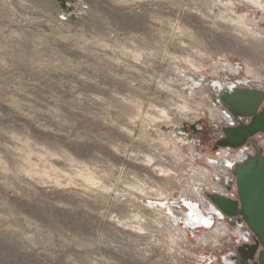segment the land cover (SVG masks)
<instances>
[{
	"label": "rangeland",
	"instance_id": "obj_1",
	"mask_svg": "<svg viewBox=\"0 0 264 264\" xmlns=\"http://www.w3.org/2000/svg\"><path fill=\"white\" fill-rule=\"evenodd\" d=\"M239 1L0 0V264L235 261L234 235L205 245L151 201L184 200L194 144L219 147L208 113L178 110L205 107L184 75H264L262 9Z\"/></svg>",
	"mask_w": 264,
	"mask_h": 264
},
{
	"label": "built area",
	"instance_id": "obj_2",
	"mask_svg": "<svg viewBox=\"0 0 264 264\" xmlns=\"http://www.w3.org/2000/svg\"><path fill=\"white\" fill-rule=\"evenodd\" d=\"M260 13L259 18L256 17L258 16L256 13L253 15L252 27L264 34V10H261ZM222 63V66L217 65L209 71L187 72L189 75H194L197 78L201 76V81L195 82L193 79L189 80L192 92L198 94L200 90L203 91V88H207V91L203 94L205 107L201 108V113L203 112L204 115L207 113L209 114L211 122L219 129V139L225 136L224 128L246 125L249 124L252 119L251 116L234 114L222 103L221 96L226 92H234L238 88L254 89L264 93V75H244L241 66L231 64L227 61ZM257 146L261 148L262 154L264 155V132H258L248 137L245 143L239 147L219 146L214 151V154L206 155L199 150L197 143L194 144L192 155L188 157V161H190L191 164L187 169V174L191 177L193 173L203 172L208 175V179L194 175L191 180L196 184L194 185L193 192H191L192 195L189 198L184 197V200L181 202L185 204V200L190 202L197 197L201 199V203L195 200V205L203 207V203H206L207 206L212 208L214 214H210L204 210L205 212H202V214L210 217V225L207 227L204 226V228H191L193 231L190 230V233L195 234L199 232V230L209 231L214 226L227 227L230 229L229 234L234 235L236 238L237 248L239 246L255 244L256 237L243 216L226 215L212 202L209 195L218 194L232 200H240L238 183L234 170L237 165L247 162L251 157L257 154ZM203 160L206 163L205 168L201 165H197L199 164L197 162H202ZM206 168L209 169L208 172ZM238 230L245 232L246 234H244L249 239L240 235ZM231 255L234 256L235 261H230V264L241 263V257L237 249L232 251ZM224 264L228 263L225 262Z\"/></svg>",
	"mask_w": 264,
	"mask_h": 264
},
{
	"label": "water",
	"instance_id": "obj_3",
	"mask_svg": "<svg viewBox=\"0 0 264 264\" xmlns=\"http://www.w3.org/2000/svg\"><path fill=\"white\" fill-rule=\"evenodd\" d=\"M222 103L236 115L251 116L249 124L224 128V137L218 146L239 147L248 137L264 132V93L254 89L238 88L221 96ZM257 154L234 170L240 200L218 194L209 195L212 202L228 216L242 215L256 239L253 245L237 248L240 264H264V155L260 147ZM259 253V254H258ZM258 254V259H256ZM250 260L252 261L250 263Z\"/></svg>",
	"mask_w": 264,
	"mask_h": 264
},
{
	"label": "bare ground",
	"instance_id": "obj_4",
	"mask_svg": "<svg viewBox=\"0 0 264 264\" xmlns=\"http://www.w3.org/2000/svg\"><path fill=\"white\" fill-rule=\"evenodd\" d=\"M234 1V0H233ZM235 1H237V0H235ZM238 2H240L239 0H238ZM245 2H247V3H249V5L251 4V6L253 5V6H256L257 8L259 7V8H261L262 10H264V0H245ZM240 4H241V2H240ZM228 7V6H227ZM227 11V10H226ZM222 12V11H221ZM233 13V14H232ZM224 14V13H223ZM232 14V16L230 17V22L232 23V24H234L236 27H237V29H238V27L241 29L242 28V30H240V29H238V30H240V31H243V28L244 27H246L247 25H245V23H244V15H241V14H237L236 13V11L232 8V10H230V15ZM224 16V15H223ZM222 18V17H221ZM226 19H228V18H226ZM227 21V20H226ZM229 22V23H230ZM249 27V26H248ZM247 27V28H248ZM249 29V28H248ZM235 30V29H234ZM253 30H255V29H253ZM236 31V30H235ZM234 31V32H235ZM249 31H251V30H249ZM236 33H237V31H236ZM245 33V32H244ZM250 33V32H249ZM239 34H241V32L239 33ZM237 35H238V33H237ZM244 35V34H243ZM253 35L256 37V42H263L264 41V34H262V33H260L259 31H256L255 30V32H253ZM239 36V35H238ZM240 37H242V35H240ZM250 37V36H249ZM243 38H245V37H243ZM250 38H252V37H250ZM249 40V39H248ZM250 42V40L249 41H247V43H249ZM227 43H229L230 45H231V43L232 42H225V44H227ZM246 43V42H245ZM190 55V54H189ZM188 55V56H189ZM188 58V57H187ZM188 60L189 61H192L190 58H188ZM158 66V65H157ZM250 67V69H252V70H254V65H249ZM157 71V70H156ZM164 71V70H163ZM165 73V72H164ZM168 73V72H167ZM190 73H192V72H190ZM253 74H254V72H252ZM156 74H159V73H156ZM162 74V73H161ZM194 74V73H193ZM168 75V74H167ZM166 75V76H167ZM255 75H258V74H255ZM160 77V76H159ZM184 77L189 81L190 79L192 80H194L195 82L197 81H201V76H200V78H197L196 76H194V75H189L188 73H186V75H184ZM156 78V77H155ZM164 78H166V77H164ZM170 78H171V76H170ZM170 78H169V80H170ZM158 79V78H157ZM167 79V78H166ZM165 79V80H166ZM172 80H173V77L171 78ZM158 81V80H157ZM171 81V80H170ZM165 82V81H164ZM170 83V82H169ZM156 84V83H155ZM202 89V88H201ZM207 91V88L205 87V88H203V91H201L200 90V92H198V94H200V95H203V94H205V92ZM194 96V95H193ZM176 98V97H175ZM173 100V99H172ZM177 101H179V100H177ZM192 101H194V99H192ZM181 103V102H180ZM203 104L205 105V100H204V102H203ZM179 109V112L180 113H186L188 110H195L196 112H199L200 110H202L201 109V107L200 106H194L193 104H190V103H184L183 105H180L179 107H178ZM172 109H173V107H172ZM171 109V110H172ZM161 110V112H162V116L164 117V118H167L168 116H169V110H167L166 108H162V109H160ZM174 111H175V109H173ZM176 112H177V110H176ZM178 112V113H179ZM191 113V112H190ZM186 115H188L187 113H186ZM182 117V116H181ZM183 118H184V116H183ZM137 136V135H136ZM138 137L140 138V136L138 135ZM137 137V138H138ZM176 137H177V139L179 138V139H181V140H183L182 139V137H178L177 135H176ZM166 168H168V167H166ZM167 170V172L170 170V169H166ZM208 168H206V171L208 172ZM172 172V171H171ZM198 173V175H196V176H200V177H202V178H206V179H208V175H206L205 173H203V172H197ZM209 174V173H208ZM144 186V185H143ZM161 193V192H160ZM194 194V193H193ZM192 195V193H189V191H188V193L185 195L184 194V197H187V198H189L190 196ZM163 196V195H162ZM164 198V197H163ZM198 201L199 203H201V199H199V198H197L196 197V199H192L190 202H188V201H184V202H186L185 204H183L182 202H181V200H179V199H171V198H169V199H166V200H161V201H151V204H153L155 207H157L158 209H161V210H163L164 212H165V214L169 217V218H167L166 216V218H167V220H168V227H172V229H174L175 228V231H179L181 234L182 233H184V234H188V232H190V230L191 231H193L191 228H199V227H202V228H204V226H209L210 225V223H211V219H210V217L208 216V215H203L202 214V212H205L204 210H206L208 213H210V214H214L213 213V211H212V208L211 207H209V206H207V204L206 203H203V207H198V206H196L195 205V203H196V201ZM150 204V205H151ZM211 211V212H210ZM184 223H186V226L185 227H180L182 224H184ZM153 225H155V224H153ZM176 228H179V229H176ZM212 230H216V233H222V234H229L230 233V229H228L227 227H221V226H214V227H212L211 228V230H209V231H212ZM200 232H203L202 233V236H203V240L204 241H206V240H208V233H209V231H207V230H199ZM238 233L240 234V235H242V236H244V237H246V239H249L245 234V232H243V231H239L238 230ZM245 233V234H244ZM204 244H206V243H204ZM255 257H257V254H256V256ZM225 262L226 263H228V264H230L231 262L230 261H228V259H227V257H225ZM250 263H251V260H250Z\"/></svg>",
	"mask_w": 264,
	"mask_h": 264
},
{
	"label": "crops",
	"instance_id": "obj_5",
	"mask_svg": "<svg viewBox=\"0 0 264 264\" xmlns=\"http://www.w3.org/2000/svg\"><path fill=\"white\" fill-rule=\"evenodd\" d=\"M194 175L196 176V175H198V173L196 172V173H193V175H191V177H194ZM176 229H179V228H176ZM180 230V229H179ZM209 235H208V240H206V241H204L203 239V242L204 243H206L205 245H209V243L213 240V241H216V242H218L219 240V237H220V235L222 234V233H216V230H212V231H209V233H208Z\"/></svg>",
	"mask_w": 264,
	"mask_h": 264
}]
</instances>
